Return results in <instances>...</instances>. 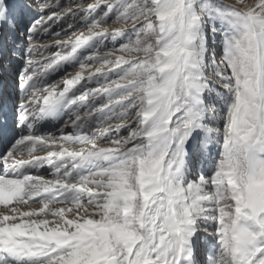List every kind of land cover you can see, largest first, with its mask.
<instances>
[{
	"label": "snow or ice",
	"instance_id": "obj_1",
	"mask_svg": "<svg viewBox=\"0 0 264 264\" xmlns=\"http://www.w3.org/2000/svg\"><path fill=\"white\" fill-rule=\"evenodd\" d=\"M0 264H264V0H0Z\"/></svg>",
	"mask_w": 264,
	"mask_h": 264
},
{
	"label": "rangeland",
	"instance_id": "obj_2",
	"mask_svg": "<svg viewBox=\"0 0 264 264\" xmlns=\"http://www.w3.org/2000/svg\"><path fill=\"white\" fill-rule=\"evenodd\" d=\"M61 2L67 4L69 0H61ZM55 78H58V77H55Z\"/></svg>",
	"mask_w": 264,
	"mask_h": 264
}]
</instances>
